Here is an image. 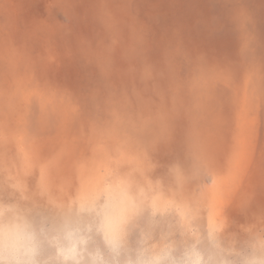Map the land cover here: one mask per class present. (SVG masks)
I'll use <instances>...</instances> for the list:
<instances>
[{"label":"rangeland","instance_id":"374dc122","mask_svg":"<svg viewBox=\"0 0 264 264\" xmlns=\"http://www.w3.org/2000/svg\"><path fill=\"white\" fill-rule=\"evenodd\" d=\"M0 92V194L132 175L177 236L264 234V0H0Z\"/></svg>","mask_w":264,"mask_h":264},{"label":"clouds","instance_id":"9594fccd","mask_svg":"<svg viewBox=\"0 0 264 264\" xmlns=\"http://www.w3.org/2000/svg\"><path fill=\"white\" fill-rule=\"evenodd\" d=\"M168 171L185 179L179 163ZM158 184L111 174L71 195L9 185L0 194V264H264V234L241 245L223 226L170 231Z\"/></svg>","mask_w":264,"mask_h":264},{"label":"bare ground","instance_id":"6f19581e","mask_svg":"<svg viewBox=\"0 0 264 264\" xmlns=\"http://www.w3.org/2000/svg\"><path fill=\"white\" fill-rule=\"evenodd\" d=\"M2 79V78H1ZM25 90V89H24ZM5 94V93H4ZM17 95V94H16ZM3 97V94L0 92V101H1V98ZM18 97H15V99H17ZM14 100V99H13ZM17 103V102H16ZM16 103H11L10 104V106L12 105H14V104H16ZM16 108H17V106H15ZM18 108H21V107H18ZM10 109H11V111L9 112V114L10 113H12L13 112V109H12V107H10ZM37 110H39V109H34V108H32V109H28V108H26V111H24V108H23V110H22V113L21 114H18V115H15L16 117H14L13 119H10L9 117H7L6 118V120H4V121H6L7 123V125H11V126H13L12 124H11V122H13V121H15V122H17L18 124L17 125H19V126H21V125H26V124H24V122H22V119H25L24 121L25 122H27V121H29L30 123L31 122H33L34 120H35V124H34V126H32V125H30V126H28L29 127V130L30 129H33V128H37L38 130H39V126L37 127V121H38V119H41L42 121H44V122H42V121H40V122H42V123H40L42 126H44L45 127V133L44 132H42L41 133V136H45L46 135V133H47V135H49V136H51V135H53V134H55L56 133V131H57V123L60 121V123H61V120H60V118H59V115H57V113H52V111L50 110V111H48V112H45V116L46 117H48V119H44L43 117H41L40 116V114L42 115V113H41V111L39 110V111H37ZM16 111H18V110H16ZM16 111H14V112H16ZM29 112H31V114L28 116V113ZM69 112V114L71 113L70 111H68ZM27 113V115H25ZM40 113V114H39ZM28 116V117H27ZM76 116H74V115H70L69 117H68V119L66 120V124L65 125H67L68 127H70V126H72V125H77L78 126V124H77V120H79V118H75ZM1 119V118H0ZM10 119V120H9ZM76 122V123H75ZM5 123V122H4ZM23 123V124H22ZM59 123V124H60ZM29 124V123H28ZM27 124V125H28ZM3 125V124H2ZM6 126V125H5ZM22 127V126H21ZM19 129H21L20 127H19ZM117 129H119L120 130V128H117ZM25 130H26V128H25ZM28 130V131H29ZM71 130V127L69 128V130L68 131H70ZM31 131H34L35 132V136H39V134L37 133V131L35 130V129H33V130H31ZM30 131V132H31ZM121 132V131H120ZM20 134V133H19ZM37 134V135H36ZM21 135H22V133H21ZM30 135V134H29ZM33 135V136H34ZM6 136V135H5ZM23 136V135H22ZM26 137V136H25ZM24 139V138H23ZM31 140H33V139H31ZM24 142H25V140H24ZM40 142H42V141H40ZM26 143H29V141H26ZM25 143V144H26ZM38 144V143H37ZM27 145V144H26ZM30 145V144H29ZM31 145H33V143H31ZM30 145V146H31ZM39 145V144H38ZM28 146V145H27ZM26 146V147H27ZM33 147V149H35V151H36V147L34 148V145L32 146ZM28 148H30V147H28ZM39 148V147H38ZM32 149V148H31ZM32 151V150H31Z\"/></svg>","mask_w":264,"mask_h":264}]
</instances>
